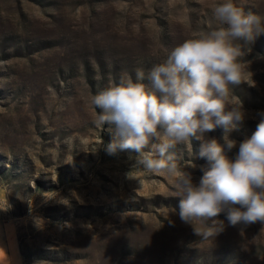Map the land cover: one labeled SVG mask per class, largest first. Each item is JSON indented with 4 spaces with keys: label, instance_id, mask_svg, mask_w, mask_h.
Instances as JSON below:
<instances>
[{
    "label": "rangeland",
    "instance_id": "374dc122",
    "mask_svg": "<svg viewBox=\"0 0 264 264\" xmlns=\"http://www.w3.org/2000/svg\"><path fill=\"white\" fill-rule=\"evenodd\" d=\"M218 2L0 0V215L16 252L3 264H264V224L231 226L221 213L223 231L201 240L179 218L172 178L144 170L132 151L107 152L116 126L96 127L89 103L216 27ZM236 2L264 16V0ZM243 51L236 146L227 150L217 127L175 148L194 183L207 167L201 144L216 139L234 159L264 112V34Z\"/></svg>",
    "mask_w": 264,
    "mask_h": 264
},
{
    "label": "clouds",
    "instance_id": "9594fccd",
    "mask_svg": "<svg viewBox=\"0 0 264 264\" xmlns=\"http://www.w3.org/2000/svg\"><path fill=\"white\" fill-rule=\"evenodd\" d=\"M212 15L216 27L193 33L147 73L138 68L135 79L124 74L89 100L96 127L116 126L107 152L132 151L144 170L172 178L179 218L201 240L223 231V221L214 219L221 213L231 226L264 224V112L236 157L225 151V145L227 150L236 146L228 133L245 119L243 102L233 94L245 82L243 48L264 34V16L246 12L236 0H219ZM217 127L224 129L225 145L216 139L201 144L199 156L207 167L194 183L191 173L178 166L175 148Z\"/></svg>",
    "mask_w": 264,
    "mask_h": 264
},
{
    "label": "crops",
    "instance_id": "0c3cea01",
    "mask_svg": "<svg viewBox=\"0 0 264 264\" xmlns=\"http://www.w3.org/2000/svg\"><path fill=\"white\" fill-rule=\"evenodd\" d=\"M6 229H7V226L4 220H2V217L0 215V264H3L2 263V261H4V259L2 258L3 256L7 257L5 261H11V262L16 263L15 250H13L11 253H8L7 251V242H6V236H5Z\"/></svg>",
    "mask_w": 264,
    "mask_h": 264
}]
</instances>
